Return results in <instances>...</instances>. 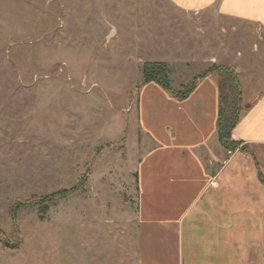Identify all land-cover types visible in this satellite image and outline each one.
<instances>
[{"label":"rangeland","instance_id":"rangeland-1","mask_svg":"<svg viewBox=\"0 0 264 264\" xmlns=\"http://www.w3.org/2000/svg\"><path fill=\"white\" fill-rule=\"evenodd\" d=\"M171 2L0 0V264H137L143 63L179 88L204 58L264 53V29L202 30Z\"/></svg>","mask_w":264,"mask_h":264},{"label":"crops","instance_id":"crops-1","mask_svg":"<svg viewBox=\"0 0 264 264\" xmlns=\"http://www.w3.org/2000/svg\"><path fill=\"white\" fill-rule=\"evenodd\" d=\"M170 2L203 14L202 30L223 16L264 29V0ZM245 51L203 59V70L228 65L240 79L243 110L232 138L245 150L218 141L215 74L184 99L154 82L141 85L138 124L151 145L136 172L137 264H264V53Z\"/></svg>","mask_w":264,"mask_h":264},{"label":"trees","instance_id":"trees-1","mask_svg":"<svg viewBox=\"0 0 264 264\" xmlns=\"http://www.w3.org/2000/svg\"><path fill=\"white\" fill-rule=\"evenodd\" d=\"M170 67L163 61H145L142 65V79L141 84L154 82L169 92L172 96L178 99L186 98L194 89L197 81L208 74H215L217 77L218 88V114L216 122V133L220 145L233 152L235 150H245L242 140L232 138V130L239 121L243 110L242 106V87L240 79L235 70L228 65L213 64L206 70L199 73L192 80L181 84L179 88L171 85ZM260 180L264 182V178L260 176ZM85 177L80 181L82 184ZM76 186L70 189L58 190L47 196H44L39 203L47 202L55 198L64 197L76 190ZM18 206V205H17ZM20 205L17 207V209Z\"/></svg>","mask_w":264,"mask_h":264}]
</instances>
